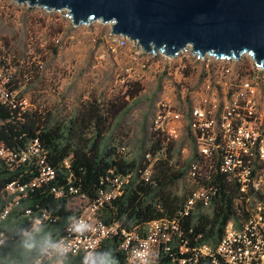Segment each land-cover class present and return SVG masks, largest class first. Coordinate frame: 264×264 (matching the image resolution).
<instances>
[{
  "label": "built area",
  "instance_id": "2783aa9c",
  "mask_svg": "<svg viewBox=\"0 0 264 264\" xmlns=\"http://www.w3.org/2000/svg\"><path fill=\"white\" fill-rule=\"evenodd\" d=\"M7 1L11 5H22L14 0ZM30 8L64 14L71 22L66 10ZM109 36L115 43L111 45L112 51L130 43L135 58L162 57L169 62L166 64L168 72L172 62L178 59L184 62L182 71L187 69L186 62L190 59L202 63V82L192 91L185 110L160 101L156 104L150 127L151 133L166 137L174 144L188 141L191 149L183 146L181 153L189 164L185 179L193 189L177 217L151 222L142 236L136 231H125L118 223L106 225L101 218L102 209L122 197L135 182L134 173L114 176L113 187L101 190L98 199L89 203L80 217L66 228L59 244L52 250L44 249L42 257L50 264H62L69 256L82 255V264H96V253L101 246L110 238L121 235L124 239L122 247L128 253L127 264H158L159 255L171 254L174 243L182 237L183 220L197 212L210 211L220 198L218 184L202 185L201 182H216L217 176H221L226 184L235 185L239 190V197L235 199L236 213L227 222L223 238L216 245L204 244L193 249L185 244L180 246L179 255L172 264H196L200 258H209L212 264H264V68L257 66L250 52L243 53L239 59L209 54L201 58L189 46L175 57H168L162 52L148 53L137 42L111 31ZM54 42L59 44L60 39ZM245 62L250 66L247 72L241 69ZM37 64L43 66L42 62ZM21 92V89H12L11 72L0 64V106L14 111L19 121L36 109L30 96ZM123 150L127 148L123 147ZM45 154L39 139L24 149L16 144L13 149L4 143L0 145V158L6 164L35 159L36 165L40 166L39 176L30 183L13 182L0 191L6 201L0 221L5 220L35 188L56 177L54 169L46 163ZM162 157L163 151L154 156L146 154L150 164L141 171L142 180L153 183L154 165ZM64 165L69 168V159ZM42 257L35 264H39Z\"/></svg>",
  "mask_w": 264,
  "mask_h": 264
},
{
  "label": "trees",
  "instance_id": "16d2710c",
  "mask_svg": "<svg viewBox=\"0 0 264 264\" xmlns=\"http://www.w3.org/2000/svg\"><path fill=\"white\" fill-rule=\"evenodd\" d=\"M16 6H9L6 12H19ZM26 9L37 10L30 7ZM38 11L43 23L47 21L45 18L58 14ZM3 13H0L1 16ZM58 15L62 22L65 19L72 28H76L64 15ZM6 17L11 22L14 15L8 14ZM15 28L12 39H0L2 47L8 50L0 51V64L11 72L12 89H21L23 84L13 80L12 70L20 66V60L27 59V74L30 80L36 79L27 81L28 87L40 85L44 89L48 81H37V77L48 66L49 52L57 54L58 44L42 47L33 29ZM12 42L16 46L10 45ZM38 62H42L43 66L38 65ZM241 69L247 72L250 66L245 62ZM139 91L129 93L130 98ZM125 112L127 108L119 98L108 102L92 98L80 105L76 117L60 126L52 124L50 111L36 108L19 121L14 111L0 106V145L12 141L24 149L30 142L39 139L46 152V163L56 174L53 180L35 188L13 208L5 220L0 221V264H35L43 256L42 251L57 246L66 228L82 214V209L71 206L70 198H81L88 204L93 203L101 190L113 187L112 179L117 175L134 173L135 182L122 197L102 209L101 218L106 225L118 223L127 232L136 231L145 236L146 227L151 222L173 219L179 215L193 189L187 182L182 189H178L179 182L188 172V162L172 156L176 144L153 133L152 144L145 150L143 157L130 159L128 146L124 143L116 145L109 129L111 122ZM123 147L127 150L124 151ZM159 151H163L164 157L154 165L151 177L153 183L145 182L141 179V171L150 164L146 154L154 156ZM68 159L70 166L66 168L64 161ZM39 169L35 159L8 165L0 158V191L13 182L30 183L39 176ZM201 184H218L220 198L210 211H200L183 220L182 237L174 243L171 254L159 255L158 264H172L179 255V247L184 244L193 249L204 244L216 245L223 238L227 222L236 213L235 199L239 197V190L235 185L226 184L221 176H217L216 182L207 180ZM5 205L6 201L0 194V214ZM123 240L121 235L107 240L96 253V264H127L128 253L122 247ZM39 264H50V261L42 257ZM62 264H82V255L69 256ZM196 264H212V261L200 258Z\"/></svg>",
  "mask_w": 264,
  "mask_h": 264
},
{
  "label": "rangeland",
  "instance_id": "374dc122",
  "mask_svg": "<svg viewBox=\"0 0 264 264\" xmlns=\"http://www.w3.org/2000/svg\"><path fill=\"white\" fill-rule=\"evenodd\" d=\"M1 5L0 13L6 12L11 6L7 0H3ZM26 8L16 6L19 12L10 11L3 13V16L0 14V39H12L13 28L16 26L18 30L33 29L42 47L52 43L55 45V37L60 39V43L57 54L49 52L48 66L37 77V81H48L44 89H41L40 85L28 87L27 81L36 79L30 80V75L27 74V59L20 60V66L17 65L12 70L13 80L23 84L22 95H29L36 108L50 111L52 124L60 126L66 125L76 117L80 105L92 98L98 99L99 102L121 99L127 112L118 115L109 125V129L116 145L124 143L128 146L130 159L135 156L143 157L145 150L152 144L150 127L156 104L161 101L175 109L185 110L192 91L202 82V63L192 59L186 62L187 71H182L184 68H181V65L184 62L178 59L172 62L168 72L166 64L169 62L162 57L135 58L130 43L112 51L111 45L115 43H112L109 36L110 24L92 22L72 28L67 20L62 22L58 14H55L53 19L45 18L47 21L43 23L38 10L31 11ZM8 14L14 15L13 21L8 22ZM10 25L14 27L11 28ZM12 43L10 45L16 46ZM4 50L6 49L0 41V51L5 52ZM138 89V94L130 98L129 93ZM188 144V141L176 144L172 156L184 161L181 149L183 146H189ZM5 145L10 149L15 148L12 141ZM189 147L191 149V146ZM186 182L185 178L180 181L178 189H182ZM70 204L76 209L84 210L88 202L74 197L70 198Z\"/></svg>",
  "mask_w": 264,
  "mask_h": 264
},
{
  "label": "water",
  "instance_id": "95a60500",
  "mask_svg": "<svg viewBox=\"0 0 264 264\" xmlns=\"http://www.w3.org/2000/svg\"><path fill=\"white\" fill-rule=\"evenodd\" d=\"M67 11L73 26L111 25L144 51L175 57L191 46L201 58L239 59L250 52L264 68V0H14Z\"/></svg>",
  "mask_w": 264,
  "mask_h": 264
}]
</instances>
